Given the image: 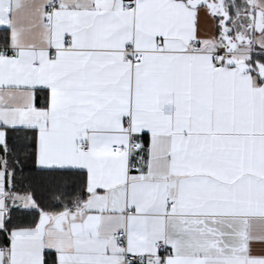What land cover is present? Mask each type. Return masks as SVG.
I'll use <instances>...</instances> for the list:
<instances>
[{"label": "snow or ice", "instance_id": "6c2138e0", "mask_svg": "<svg viewBox=\"0 0 264 264\" xmlns=\"http://www.w3.org/2000/svg\"><path fill=\"white\" fill-rule=\"evenodd\" d=\"M0 264H264V0H0Z\"/></svg>", "mask_w": 264, "mask_h": 264}]
</instances>
